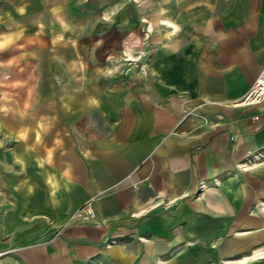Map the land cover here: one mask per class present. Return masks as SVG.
<instances>
[{"label": "crops", "instance_id": "crops-1", "mask_svg": "<svg viewBox=\"0 0 264 264\" xmlns=\"http://www.w3.org/2000/svg\"><path fill=\"white\" fill-rule=\"evenodd\" d=\"M263 66L264 0H0V264H264Z\"/></svg>", "mask_w": 264, "mask_h": 264}, {"label": "built area", "instance_id": "built-area-1", "mask_svg": "<svg viewBox=\"0 0 264 264\" xmlns=\"http://www.w3.org/2000/svg\"><path fill=\"white\" fill-rule=\"evenodd\" d=\"M264 99V66L261 68L259 74L249 86L246 93L243 95L241 102L246 104H254L259 103ZM264 158V144L256 148L250 155V157L246 160V162L250 161H261ZM246 164L245 162L243 165ZM91 200L87 201L77 212L76 214H80L81 211H84L86 215L92 216L91 211Z\"/></svg>", "mask_w": 264, "mask_h": 264}, {"label": "bare ground", "instance_id": "bare-ground-1", "mask_svg": "<svg viewBox=\"0 0 264 264\" xmlns=\"http://www.w3.org/2000/svg\"><path fill=\"white\" fill-rule=\"evenodd\" d=\"M238 104V103H237Z\"/></svg>", "mask_w": 264, "mask_h": 264}]
</instances>
